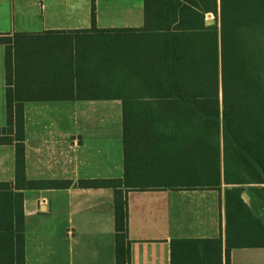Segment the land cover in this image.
<instances>
[{
  "label": "trees",
  "instance_id": "1",
  "mask_svg": "<svg viewBox=\"0 0 264 264\" xmlns=\"http://www.w3.org/2000/svg\"><path fill=\"white\" fill-rule=\"evenodd\" d=\"M208 12L215 15L214 24H205ZM141 30L144 75L128 82L109 79L114 41L109 29L62 34L63 58H55L57 65L47 70L40 63L41 52L47 50L41 34L0 35L6 80V124L0 127V144L15 147L14 185L0 182V264H25L23 194L12 188H66L72 183L26 179L27 100L117 96L125 111L141 104L158 106L160 112L144 115L145 120L163 123L168 136L191 140L183 157L190 158L195 176L183 179L189 182L186 186L225 185V264L232 247L264 244V225L242 198L247 192L264 203V0H144ZM39 74L54 80H29ZM77 184L115 189V264H129L122 187L148 186L133 185L128 177ZM251 221L262 225L261 232L243 230ZM171 264H223L221 238L172 240Z\"/></svg>",
  "mask_w": 264,
  "mask_h": 264
},
{
  "label": "crops",
  "instance_id": "2",
  "mask_svg": "<svg viewBox=\"0 0 264 264\" xmlns=\"http://www.w3.org/2000/svg\"><path fill=\"white\" fill-rule=\"evenodd\" d=\"M143 26L144 0H0V35L41 34L47 50L40 63L46 70L63 58L62 34L111 30V82L143 79ZM52 77L29 80L47 83ZM5 90V45L0 44V127L6 124ZM23 106L26 179L72 182L66 188H12L23 194L25 264H115V189L77 183L124 177L148 186L122 187L129 264H171L172 240L212 238H221L225 264V185L186 186L183 179L195 176L190 158L183 157L191 140L168 136L163 123L145 120L144 115L160 112L158 106L125 111L117 96L27 100ZM0 182H15L12 144H0ZM247 195L245 202L264 225V203ZM262 225L251 221L243 230L255 235ZM229 257V264H264V244L232 247Z\"/></svg>",
  "mask_w": 264,
  "mask_h": 264
},
{
  "label": "water",
  "instance_id": "3",
  "mask_svg": "<svg viewBox=\"0 0 264 264\" xmlns=\"http://www.w3.org/2000/svg\"><path fill=\"white\" fill-rule=\"evenodd\" d=\"M210 16V15H209ZM215 23V19L214 18H210V19H206L205 20V24L206 25H211V24H214ZM242 198L244 199V201H248L249 197L247 195V193L243 192L242 193Z\"/></svg>",
  "mask_w": 264,
  "mask_h": 264
},
{
  "label": "rangeland",
  "instance_id": "4",
  "mask_svg": "<svg viewBox=\"0 0 264 264\" xmlns=\"http://www.w3.org/2000/svg\"><path fill=\"white\" fill-rule=\"evenodd\" d=\"M21 3H24L25 5H28L30 2L29 1H25V2L21 1ZM208 14H210V16ZM205 18L206 19H210V18H214L215 19V15L213 13H206ZM262 216H263V219H264V210H263Z\"/></svg>",
  "mask_w": 264,
  "mask_h": 264
}]
</instances>
